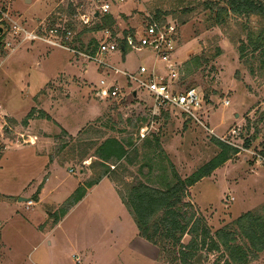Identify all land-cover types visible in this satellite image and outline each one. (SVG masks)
I'll return each mask as SVG.
<instances>
[{
  "label": "rangeland",
  "instance_id": "rangeland-1",
  "mask_svg": "<svg viewBox=\"0 0 264 264\" xmlns=\"http://www.w3.org/2000/svg\"><path fill=\"white\" fill-rule=\"evenodd\" d=\"M212 1L114 2L109 16L115 20L112 30L115 36L111 31L109 34L113 40L121 41L131 32H142L148 16L154 17L156 13H161V18L167 22L177 24L179 47H182L175 61L180 68L178 83L181 90L193 88L203 96L204 124L218 137L241 127L242 136L260 144L264 142V69H260L259 60L249 52L241 58L239 48L247 43V28H264V20L258 17L247 20L229 14L222 26H216L214 11L205 8V3ZM86 4L87 0H0V9L29 30L35 31L49 22L50 25H68L76 34L70 46L79 50L83 44L93 50L94 44L98 46L112 40L105 31H91L101 19L90 27L79 22L77 11ZM9 42L12 47L16 46L8 51V58L0 68V104L3 113H9L0 122L1 148L13 146L18 140H28L29 133H24L22 123L32 112L33 99L40 108L42 100L49 96H53L56 105L66 98L67 102L76 103L81 96L101 109L97 119L81 124L82 131L76 137L64 130L54 135L51 162L57 167L58 200L47 195L43 206L34 207L31 196L25 194L22 197L27 199L20 202L22 205L18 204L20 197L6 201L0 198V264H179L175 261L179 249L162 251L140 237L130 208L119 192L125 193L127 186L137 180L164 190L166 185L175 183L171 166L183 180L190 177L219 153L214 137L199 124L172 110L149 119L150 112L143 105L152 104L148 94L138 91L139 99L135 98L132 92L137 90L136 84L122 75L100 69L94 62L42 42L20 46L15 39ZM123 53L122 50L109 53L104 61L131 75L146 77L149 74L154 63L152 52L126 51L125 59ZM193 56L202 58L203 65L186 71L185 63ZM73 58L80 62L74 63ZM84 64L88 66L86 72ZM156 69L167 76L165 65L159 64ZM61 73H74L79 79L56 88L48 83ZM102 81L106 86L101 85ZM71 83L75 86L69 88ZM114 85L121 91L120 99L98 101L92 98V94L94 97L96 92ZM72 88H80L76 99L70 97L74 93ZM225 102L230 104L227 106ZM79 113V106L65 103L57 110L56 117L74 131L81 120ZM10 115L26 118L19 123ZM34 116H38L37 111ZM106 138L132 139L137 149V154L131 151L133 165L123 162L116 165V169L111 167L110 182L103 183L90 199L73 208L56 225L54 216L64 206V199L77 179L84 184L103 173L104 167L92 155ZM156 139L162 150L157 149ZM16 150L11 148L4 156L0 171L3 185L10 186L15 178L20 184L39 173L35 163ZM92 163L94 168L90 170ZM52 175L53 172H46L44 179ZM55 178L49 185L55 183ZM13 203L22 207L15 212L7 206ZM183 207L184 212L195 215L194 219L203 220L213 234L248 212L264 214V166L246 162L243 157H233L209 177L187 188ZM190 240L191 236L186 235L182 244L187 245ZM258 256V259H250L249 264H264V252ZM226 260L223 249L209 252L200 249L194 264H224Z\"/></svg>",
  "mask_w": 264,
  "mask_h": 264
},
{
  "label": "trees",
  "instance_id": "trees-1",
  "mask_svg": "<svg viewBox=\"0 0 264 264\" xmlns=\"http://www.w3.org/2000/svg\"><path fill=\"white\" fill-rule=\"evenodd\" d=\"M205 8L211 12L214 11L216 26H222L229 14L247 20L252 17L264 20V0H214L205 3ZM161 16H163L161 13H156L155 18L158 19ZM114 24L113 17L106 16L91 31L109 30L112 32V36H115L112 31ZM121 44L123 45V42ZM94 46L96 49L97 44H94ZM85 48L87 47L82 44L79 50L83 51ZM239 50L241 58L249 52L252 57L259 60L260 69H264V28L259 30L247 28V43H243ZM203 62L199 56H193L185 63V70L200 68ZM34 112L35 110L30 112L22 125H26L29 119L33 118ZM40 117L49 119L43 112H41ZM213 141L219 148V153L190 177L183 180L174 167L171 166L175 183L166 185L164 190L153 188L137 180L127 186L125 193H119L122 200L130 208L140 231V237L162 251L171 252L170 248L179 249L177 252L178 258L175 260L177 263L194 264L200 249H206L208 252L223 249L227 256L224 264H249L250 259H258V255L264 252V214L248 212L231 225L213 234L203 220L194 219V214L189 215L184 212L183 199L187 188L209 177L215 170L225 165L236 155L235 150L218 139L213 138ZM155 143L157 149L162 150L158 139L155 140ZM131 151L137 154V149L134 148L130 138L124 140L106 138L97 146L92 156L98 160L101 167H104L103 173L86 181L74 191L65 201L64 206L60 208L59 214H55V224L60 223L86 197L88 190L97 186L103 179L110 177L111 167L115 166L116 169V165L123 162L133 165L134 158ZM3 153L4 149L0 147V161ZM85 155L82 156L85 157ZM93 165L92 163L89 167L90 170L94 168ZM186 235L191 236V240L187 245H184L182 240ZM199 257L200 259L203 258V256Z\"/></svg>",
  "mask_w": 264,
  "mask_h": 264
},
{
  "label": "built area",
  "instance_id": "built-area-1",
  "mask_svg": "<svg viewBox=\"0 0 264 264\" xmlns=\"http://www.w3.org/2000/svg\"><path fill=\"white\" fill-rule=\"evenodd\" d=\"M118 1L123 0H87V4L81 8L82 10L77 11L79 22L85 27H90L96 20L111 15L113 3ZM147 20L142 32H131L125 35L121 41H118L113 40L109 34L110 31L106 30L105 32L109 34L108 36L112 41L103 42L96 49L94 47L93 50L87 47L85 51H81L70 46L73 44L76 34L74 29L68 25H50L49 22L45 27L40 26L35 31L29 30L17 23L10 17L9 13L0 9V68L8 58V51L16 46L12 47L9 40L15 39L18 46L25 43L42 42L51 47L67 50L88 62L96 63L100 69L110 71L114 75H122L129 82L136 84L137 90L132 92L135 98H137L136 93L138 91L146 92L152 101L151 105L146 102L143 104L144 109H148L150 112L149 119H155L172 110L184 116L188 121L199 124L214 138L235 150V157H243L246 162L264 166V142L256 144L250 137L242 136L241 127H236L230 130L227 135L218 137L202 121L203 96L193 88L181 90L178 83L180 68L175 62L180 46L179 26L174 22H167L165 18L161 17L157 19L155 16H148ZM14 50L12 49L13 52H15ZM117 50L152 52L154 63L149 74L146 77L131 75L104 61L105 56ZM159 64L167 67L168 74H165L167 76L156 69ZM101 85L106 86V83L102 81ZM95 97L101 100H117L122 96L119 88L114 85L96 92ZM225 104L228 106L230 103L225 102ZM0 119H3V106L1 104ZM142 137H145L144 134Z\"/></svg>",
  "mask_w": 264,
  "mask_h": 264
},
{
  "label": "crops",
  "instance_id": "crops-1",
  "mask_svg": "<svg viewBox=\"0 0 264 264\" xmlns=\"http://www.w3.org/2000/svg\"><path fill=\"white\" fill-rule=\"evenodd\" d=\"M182 47H179V50L177 52V55L179 53V51H181ZM126 51H124L123 56L125 59V55ZM74 63H78L80 62L78 58H73ZM83 70H85V72L87 71L88 66L87 65H83ZM79 78L77 77L76 74L74 73H61L53 78H51L49 80L48 83H51L53 85H55L56 87H60L63 86L65 83L67 82H71L72 81H77ZM72 85L69 86V88L75 86V84L71 83ZM48 85V84H46ZM72 92L70 94L71 98H77L80 91V88H72ZM84 91V90H83ZM136 97L138 98V92L136 93ZM92 98L95 100H98V98L93 97V94L91 95ZM35 98V97H34ZM81 101H80V100ZM79 99H76L77 102L74 103L73 101H69L67 102V98L64 99V101H59L58 104L56 105L55 103L56 100L53 99V96H49L48 98L42 100V103L40 105V108L38 109L37 106L35 104H37V102L35 101V99H33L34 101V105H32V110H35V112L37 111L38 116H34L32 119H30L28 121V123L26 125H22V129L24 130V133H29L27 138L28 140H18L16 141L17 143H14V145H9L6 146L4 148V153L2 156V159L0 161V171L3 169V165H4V159H5V155L9 154V150L11 148H16L17 152L19 153H24L28 159L32 162L35 163L36 165V170H38V174L33 178H28L25 182H19L17 183L16 178L15 180H13L9 185H3L2 183H0V198L6 200H11L14 198H19V205H22L20 202L21 201H25L24 198L25 196H31V201H33L34 207L41 205L43 206V201L44 199L47 198V195H49L50 197H54L55 200H58L59 197H57L56 192L58 190L59 183L56 184V180H57V174H56V163L54 162V164L51 162V160H53L51 158V156H53V152L55 151V138L54 135L57 136L60 133V130H64L66 131V133H68L69 136L71 137H76L77 134H79V132H81L82 128L81 124L83 125V123L86 125L90 122H92L93 120L97 119L99 114H100V107L97 104H94L93 102H87L86 100H84L81 96H79ZM101 101V100H98ZM61 102V103H60ZM68 104L71 106H76L80 108V113L79 116L81 118V120L79 121V124L77 125V129L72 131L69 129V127L67 125H65L64 122H62V120L58 119V117H56L57 114V110H59L60 106L63 104ZM54 105V106H53ZM46 106L49 107L46 108ZM138 106V105H137ZM136 106V107H137ZM57 109V110H56ZM4 110V109H3ZM41 112L45 113L46 115H49L51 117V120L49 119H45V118H41L40 114ZM9 116V113H3V119H0V122H2V120L5 119V117ZM12 116V115H10ZM16 122H21L23 121L26 116H22L20 119H17L16 117L12 116ZM1 127V126H0ZM21 138H25V135L20 134ZM31 140V141H29ZM54 148V149H53ZM53 149V150H52ZM52 163V164H51ZM53 172L52 177L47 178V180L44 179V174L46 172ZM82 173V172H81ZM48 174V173H47ZM55 178V183L53 185H49L51 183V180ZM43 179V180H42ZM40 181V182H39ZM110 180L108 178L103 179L100 184L98 186H95L94 188L88 190L86 197L76 206V208L82 206L88 199H90L92 197V194L95 193V191L105 182H107ZM83 185L80 178L77 179L76 183H75V187H73L72 190H70L68 197L74 193V191L80 186ZM112 186V183H111ZM113 188V186H112ZM114 189V188H113ZM48 193V194H47ZM25 194L24 197H22ZM67 197V198H68ZM67 198L64 199V201L67 200ZM2 202V200H0V203ZM51 202V201H50ZM49 202V203H50ZM53 203V202H51ZM3 204V203H2ZM54 205H56L55 203H53ZM6 205V204H5ZM8 208H10L11 210L17 212L22 206L17 207V203H13V204H7ZM33 207V208H34ZM45 207V206H44ZM43 207V208H44ZM18 217L19 214H17ZM24 217V216H22ZM27 217V216H26ZM28 218V217H27Z\"/></svg>",
  "mask_w": 264,
  "mask_h": 264
}]
</instances>
